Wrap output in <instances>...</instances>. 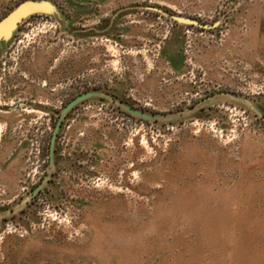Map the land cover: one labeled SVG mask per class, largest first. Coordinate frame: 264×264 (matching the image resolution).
<instances>
[{"label": "rangeland", "instance_id": "rangeland-1", "mask_svg": "<svg viewBox=\"0 0 264 264\" xmlns=\"http://www.w3.org/2000/svg\"><path fill=\"white\" fill-rule=\"evenodd\" d=\"M25 1L52 11L0 41V264H264V0H0V21Z\"/></svg>", "mask_w": 264, "mask_h": 264}, {"label": "water", "instance_id": "water-1", "mask_svg": "<svg viewBox=\"0 0 264 264\" xmlns=\"http://www.w3.org/2000/svg\"><path fill=\"white\" fill-rule=\"evenodd\" d=\"M52 11V5L48 2H35V1H25L21 3L16 9L10 12L5 18L0 21V41L8 39L12 36L13 31L18 28L20 23L28 16H31L35 13H47ZM180 22L192 24L196 26H200L203 28H212L214 25L203 24L198 22L197 20L186 18V17H178ZM97 92H86L83 93L76 98H74L69 104H67L64 109L61 111L60 117L56 123L54 128L51 145H50V163L54 164V144L57 137V134L61 128L63 117L74 107H76L81 102L91 98L92 96L98 95ZM123 107L131 112L132 114L142 116L144 118L150 119L152 118L150 115L141 112L139 110L133 109L128 105H123ZM41 186H39L36 190L38 192Z\"/></svg>", "mask_w": 264, "mask_h": 264}]
</instances>
